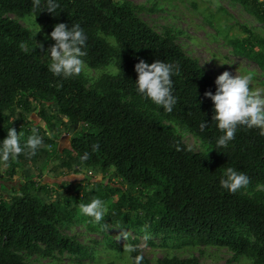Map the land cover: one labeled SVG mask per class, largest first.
<instances>
[{"label": "trees", "instance_id": "obj_1", "mask_svg": "<svg viewBox=\"0 0 264 264\" xmlns=\"http://www.w3.org/2000/svg\"><path fill=\"white\" fill-rule=\"evenodd\" d=\"M235 1L264 26V0ZM59 3L60 15L54 17L47 11L40 13L46 0L40 10L34 9L33 0H0V124L12 121L17 132L23 133L22 143L33 128L44 139L24 173V182L6 190L7 198L0 200V264H28L21 253L90 259L91 250L64 236L59 226L76 220L88 222L93 229L91 218L79 210L80 204L93 198L105 201L109 225L138 238L153 237L163 245L174 241L178 247L225 248L235 260L249 256L256 264H264V135L258 129L240 128L226 150H217L222 133L213 121L214 105L204 97L209 90L215 94V82L178 46L173 30L158 34L137 17L138 8L131 2ZM7 15L33 16L45 36L58 23L69 27L79 23L89 38L85 65L93 70L114 65L117 73L101 78L98 88H87L81 75L69 80L54 77L38 51L28 50L33 47L28 31ZM232 44L236 54L264 72V53L254 51L257 45L264 48L263 39L249 43V48ZM141 59L179 66L180 74L173 77L178 103L172 113L137 93L134 69ZM30 118L38 119L41 126L33 127ZM161 119L179 124L209 152L192 151ZM203 120L208 127L201 131ZM65 134L70 136V148L55 156L53 141ZM6 137L7 130L1 129L0 141ZM94 143L100 144V150L92 153ZM85 151L90 159L82 162ZM12 162H0V174L5 171L14 179ZM228 167L250 178L249 185L235 194L219 183ZM55 170L77 177L56 191L36 182L45 171ZM104 238L108 249L122 251ZM139 243L129 238V244L137 248L129 254L131 264L136 255L143 256V264H150ZM158 264L199 263L196 258H165Z\"/></svg>", "mask_w": 264, "mask_h": 264}, {"label": "rangeland", "instance_id": "obj_2", "mask_svg": "<svg viewBox=\"0 0 264 264\" xmlns=\"http://www.w3.org/2000/svg\"><path fill=\"white\" fill-rule=\"evenodd\" d=\"M126 1L138 8L137 17L158 34L164 35L165 29L173 30L178 46L188 57L198 61L214 82L225 71H229L233 75L252 73L254 78L250 87L254 91L264 93V72L255 64L236 54L232 44L236 43L238 46L249 48L248 44H255L256 39L264 40V26L260 25L235 0ZM7 16L16 20L33 38V47L28 49L25 46V48L30 51L37 50L40 60L49 65L50 60L44 58V51L39 45H43L44 49H47L54 43L45 39L46 36L36 24L34 17ZM109 41L113 42L112 40ZM254 51L264 53V48L257 45ZM116 73L117 69L114 65L97 70L89 69L85 65L81 77L87 88H98L101 78ZM143 110L146 111V108ZM30 119L33 127L41 126L38 119ZM161 122L171 128L174 134L192 151L202 154L209 152V148L204 143L181 128L179 124L166 119H161ZM9 127L15 128L12 121H4L0 124V130H8ZM69 140L70 136L66 134L60 138H55L52 147L55 156L67 147L66 142L68 144ZM20 157L12 162L15 171L14 179L9 178L5 171L0 174L9 180L5 182L0 177V200L2 197H6V190L13 187L17 188L19 183L24 182V173L31 168V158H26L23 155ZM65 177L59 170H55L53 173L45 171L42 177L36 179V182L56 191L62 186H67L68 181ZM82 183L84 184V182ZM105 223L107 228L102 224L94 223V228L91 229L88 222L76 220L59 226V230L64 236L91 250L92 256L88 260H78L67 254L59 253H52L47 257L26 253H21V255L28 264H131L129 253L125 249L129 244V238H137L140 240L139 248L150 264H158L160 260L165 258H196L199 264H256L254 258L249 256L235 260L233 253L225 248L190 245L178 247L174 241L163 245L159 239L153 237L138 238L130 231L112 227L106 221ZM105 236L120 245L122 251L114 252L108 249L105 244ZM150 242L155 243L156 246H152Z\"/></svg>", "mask_w": 264, "mask_h": 264}, {"label": "clouds", "instance_id": "obj_3", "mask_svg": "<svg viewBox=\"0 0 264 264\" xmlns=\"http://www.w3.org/2000/svg\"><path fill=\"white\" fill-rule=\"evenodd\" d=\"M42 0H33L35 10H40ZM59 0H46V7L40 13L47 11L49 14L59 16L61 11ZM36 35V34H35ZM55 43L47 49L43 45L39 47L44 51V58L50 60L49 71L54 77L61 80H69L79 77L85 69L84 57L87 56L88 36L79 23H74L70 27L65 23H58L50 36ZM137 80L135 82L136 91L139 95L153 104L162 108L166 113H172L178 103V98L174 94L173 77L180 74V68L170 62L156 60L149 64L140 60L135 65ZM252 73L233 75L229 71L223 72L215 80V94L206 91L204 97L210 99L214 105L213 121L222 133L216 141L217 150H226L229 144L235 140L238 129L247 130L258 129L260 135H264V93L254 91L250 85L253 81ZM62 86V85H60ZM208 127L206 121L200 123V130L204 131ZM23 133L14 127H9L7 137L0 141V162L7 165L10 161L17 160L21 155L26 158L35 157L44 145V139L36 128L32 129V134L25 142H21ZM66 146L70 148V145ZM100 150V144L91 145L92 153ZM180 150L179 148L177 149ZM224 153L223 151H218ZM90 159V153L85 151L80 156L82 162ZM77 177L69 174L65 179L69 182L71 178ZM221 188L230 194H235L246 188L250 183V178L233 167H228L219 181ZM81 214L91 218L93 223L102 224L107 228L105 215L107 212L105 201L100 198H93L89 203L79 205ZM148 237L145 236V239ZM126 252L132 254L137 251L134 245L128 244ZM133 264H143V256L131 257Z\"/></svg>", "mask_w": 264, "mask_h": 264}]
</instances>
